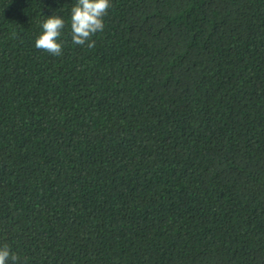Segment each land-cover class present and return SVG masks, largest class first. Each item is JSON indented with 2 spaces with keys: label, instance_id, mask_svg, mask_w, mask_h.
Returning a JSON list of instances; mask_svg holds the SVG:
<instances>
[{
  "label": "trees",
  "instance_id": "1",
  "mask_svg": "<svg viewBox=\"0 0 264 264\" xmlns=\"http://www.w3.org/2000/svg\"><path fill=\"white\" fill-rule=\"evenodd\" d=\"M0 0V245L22 264H264V0ZM65 20L63 54L35 47Z\"/></svg>",
  "mask_w": 264,
  "mask_h": 264
},
{
  "label": "clouds",
  "instance_id": "2",
  "mask_svg": "<svg viewBox=\"0 0 264 264\" xmlns=\"http://www.w3.org/2000/svg\"><path fill=\"white\" fill-rule=\"evenodd\" d=\"M113 5L110 0H77L71 8L70 28L73 44L88 48L95 46L92 37L104 30V17ZM41 34L35 40V47L53 56L63 54V42L60 40L65 20L56 14L48 16L42 22ZM0 264H22L21 257L11 250L8 244L0 245ZM26 264V261L23 262Z\"/></svg>",
  "mask_w": 264,
  "mask_h": 264
}]
</instances>
